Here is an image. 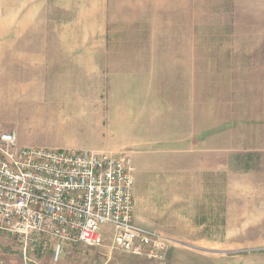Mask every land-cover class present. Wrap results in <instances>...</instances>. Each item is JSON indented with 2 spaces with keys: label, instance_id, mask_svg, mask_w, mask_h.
Masks as SVG:
<instances>
[{
  "label": "rangeland",
  "instance_id": "rangeland-1",
  "mask_svg": "<svg viewBox=\"0 0 264 264\" xmlns=\"http://www.w3.org/2000/svg\"><path fill=\"white\" fill-rule=\"evenodd\" d=\"M197 4L174 24L159 0L156 41L107 39L93 0H0V124L20 148L129 156L135 221L171 242L160 261L106 239L54 263L0 230V264H264V41L220 39Z\"/></svg>",
  "mask_w": 264,
  "mask_h": 264
},
{
  "label": "built area",
  "instance_id": "built-area-1",
  "mask_svg": "<svg viewBox=\"0 0 264 264\" xmlns=\"http://www.w3.org/2000/svg\"><path fill=\"white\" fill-rule=\"evenodd\" d=\"M126 154L20 148L0 124V230L28 248H99L163 260L171 242L135 221L134 178ZM109 228L105 232L104 228Z\"/></svg>",
  "mask_w": 264,
  "mask_h": 264
},
{
  "label": "crops",
  "instance_id": "crops-1",
  "mask_svg": "<svg viewBox=\"0 0 264 264\" xmlns=\"http://www.w3.org/2000/svg\"><path fill=\"white\" fill-rule=\"evenodd\" d=\"M151 1L93 0V7L106 9L107 27L102 29L108 34L107 39L159 41V0ZM198 2L205 7V14L212 17L209 23L221 24L220 33L223 34L220 39L264 41V0H172V23L189 25L195 22L193 11ZM154 6L156 15L149 16V8ZM216 17L219 19H214ZM181 38L192 39L194 36L183 35ZM81 150L98 149L82 147Z\"/></svg>",
  "mask_w": 264,
  "mask_h": 264
}]
</instances>
